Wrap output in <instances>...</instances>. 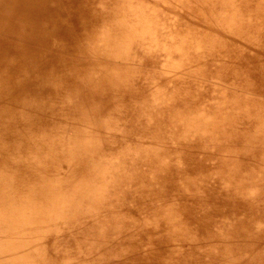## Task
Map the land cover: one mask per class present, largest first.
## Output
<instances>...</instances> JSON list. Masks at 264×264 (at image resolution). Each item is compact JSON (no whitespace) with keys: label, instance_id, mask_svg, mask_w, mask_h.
<instances>
[{"label":"bare ground","instance_id":"1","mask_svg":"<svg viewBox=\"0 0 264 264\" xmlns=\"http://www.w3.org/2000/svg\"><path fill=\"white\" fill-rule=\"evenodd\" d=\"M0 264H264V0H0Z\"/></svg>","mask_w":264,"mask_h":264},{"label":"rangeland","instance_id":"2","mask_svg":"<svg viewBox=\"0 0 264 264\" xmlns=\"http://www.w3.org/2000/svg\"><path fill=\"white\" fill-rule=\"evenodd\" d=\"M111 196V195H110ZM105 197V199L106 200H104L103 202H101V205L102 204H105V206H104V208L105 207H109L110 208V206H111V208H110V210H114V209H117L118 207L116 206V203H115V201H116V194L115 195H112L109 199L108 198H106V196H104ZM115 199V200H114ZM111 201V202H110ZM115 204V205H114ZM114 205V206H113ZM110 210H109V212H110Z\"/></svg>","mask_w":264,"mask_h":264}]
</instances>
